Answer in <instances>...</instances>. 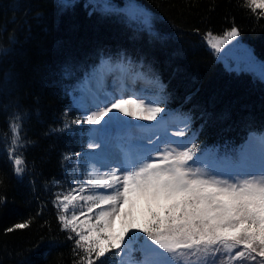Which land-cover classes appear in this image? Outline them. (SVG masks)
Returning a JSON list of instances; mask_svg holds the SVG:
<instances>
[{
    "label": "trees",
    "instance_id": "obj_1",
    "mask_svg": "<svg viewBox=\"0 0 264 264\" xmlns=\"http://www.w3.org/2000/svg\"><path fill=\"white\" fill-rule=\"evenodd\" d=\"M131 1L147 10L149 25L130 17ZM105 4L109 11L98 7ZM233 26L264 60V11L247 0H0V264H80L84 253L59 219L54 192L87 169L68 88L102 57L151 62L205 143L235 144L264 125V81L226 70L207 46V35ZM96 264L113 263L106 256Z\"/></svg>",
    "mask_w": 264,
    "mask_h": 264
},
{
    "label": "snow or ice",
    "instance_id": "obj_2",
    "mask_svg": "<svg viewBox=\"0 0 264 264\" xmlns=\"http://www.w3.org/2000/svg\"><path fill=\"white\" fill-rule=\"evenodd\" d=\"M247 4L253 11L264 10V0H247ZM98 7L110 10L106 4ZM129 12L131 18L142 16L143 23L150 24V17L137 6L130 5ZM239 36V30L233 26L222 37L214 36L208 43L219 52L223 44L237 41ZM258 77L264 81V63L260 64ZM146 99L142 96H137L135 100L125 99L122 95L113 96L109 100L110 107L106 104L86 114L85 122L100 125L102 121L107 124L119 119L114 109L127 116L156 120L165 110L154 106L158 101L149 99L146 102ZM127 105H135L136 110H129ZM105 117L108 119L105 120ZM12 131L15 143L19 139V126L13 125ZM260 140L264 148V133L260 134ZM176 143L177 148L184 147L182 142ZM89 147L99 145L89 144ZM196 148V144L192 143L186 150H166L158 162H145L151 161L150 156L134 159L120 169L122 176L113 173L99 177L95 184L89 181L91 187L112 189L108 194L79 196L81 201L94 202L87 209L88 212H93L94 208L101 209L95 223L90 218L86 224L78 223L79 217L75 212L71 219L67 215L59 217L64 229L71 230L77 237L74 244L84 253L80 264H96L97 260L114 250L118 257L127 255L125 236L131 241L137 238V233L130 228L122 235H112L109 230L113 218L119 214L121 205L127 202L130 193L140 195L161 209L160 213L152 212L151 219L139 229L152 243L145 242L144 259L134 264H183L181 257L185 256L196 257L199 264H217V254L222 250L228 254L229 264L246 258L255 260L257 256L264 258V151L258 175L249 172L246 173L249 178L230 182L217 179L199 167L190 166L189 162H194L196 157ZM23 163L19 157L14 160L18 176L24 171L21 167ZM85 190L84 186L79 189L81 193ZM76 199V195L72 194L58 196V206L67 213L68 202ZM26 227V223L14 226L15 229Z\"/></svg>",
    "mask_w": 264,
    "mask_h": 264
},
{
    "label": "rangeland",
    "instance_id": "obj_3",
    "mask_svg": "<svg viewBox=\"0 0 264 264\" xmlns=\"http://www.w3.org/2000/svg\"><path fill=\"white\" fill-rule=\"evenodd\" d=\"M108 2V0H104ZM111 6V5H110ZM264 11V10H262ZM246 43V42H245ZM247 44V43H246ZM248 47L251 49L252 54L254 53L251 46L247 44ZM209 48L213 50L215 53L216 57L222 61L225 65V67L229 70H235V71H249L248 69H251L252 62H249L248 57L250 56L248 54V48L243 45L237 38V41H232L227 44H223L221 46V49L219 52H217L215 49H213L210 44L208 43ZM260 63H264V61H261ZM254 68V65L252 66ZM257 68V67H256ZM253 69V75L258 77V72L259 70ZM259 78V77H258ZM73 97V96H72ZM81 99H84L83 103H91V106H94L96 109L91 110V111H86V114H91L94 111H97L99 107L96 104L95 98H92V101L90 100L89 96H86V94H83L81 96ZM130 100V99H129ZM77 103V101L75 100ZM111 106V105H110ZM108 106V107H110ZM126 107L129 108V110H136L135 105H127ZM116 112L117 116L119 119L112 120L110 123L105 124L103 121L101 122L100 125H95L94 129L91 133V144H98L99 147H93L94 151H98L100 153V156H97L93 153L92 158H91V172L93 173L94 177L96 180L99 177H106L107 175H111L113 173L117 175H121V172L117 170V166L113 161L107 159V155L112 153L113 151L116 150V142L114 138L111 137V134L104 135L103 130L101 129V125L105 126H111L115 127L116 124L118 123H124L126 121L130 120H136L134 116H127L124 113L117 112V110H113ZM109 115H112L109 113ZM108 119V117H106ZM126 135H128V132H126ZM256 143L251 142L249 143V154L251 155L252 158H255V155L259 152V148L255 147ZM258 145V144H257ZM262 148V146L260 145ZM263 149V148H262ZM261 155H262V151ZM90 154V155H91ZM261 160V157L258 159V161ZM109 161V162H107ZM254 162L250 161L248 164H244L240 170V172L236 173V179L234 178H227L228 174L226 172L222 173H213L207 168H202L200 166H192L193 168L199 167L201 168L202 171H207L210 172L211 174L215 175L217 179L221 180H229L230 182H234L237 180H243L245 178H249L246 173L249 172H254L255 174H259L258 168L256 166H259V162ZM254 165V167H253ZM76 166H78L76 164ZM88 180V179H85ZM88 182V181H87ZM96 181L93 183L95 184ZM88 185V184H87ZM112 191V189H106V188H98L94 187L93 192L91 195H100V194H108ZM63 195H69L68 190H60L58 192V195L55 198L56 204L58 205L57 197L58 196H63ZM90 194H86L83 196H89ZM80 195H76L77 199L74 202L69 201L68 203L70 204L68 212L65 213L62 211V208H60V215H67L69 219H71L73 212H75L78 217V223L83 222V223H88L89 218L91 219L92 223H95V217L99 214L100 208H94L93 212H88L87 209L92 206L89 202L81 201L79 199ZM94 203V202H93ZM152 205L153 203L147 201L140 195L136 193H130L127 199V202L123 203L120 207V212L118 215H116L113 220H112V226L111 229L109 230L112 235H122L124 234L128 229H133L137 233V237L140 235H144V239H140L141 241V246H144L145 242L147 241L148 244H151L152 242L150 240H147V237L144 232L140 231L139 229L147 224L146 218H147V213L152 211ZM80 213H83V215H80ZM71 232V230H69ZM72 233V232H71ZM74 236L75 234L72 233ZM131 235V233H129ZM77 238V237H76ZM134 239L131 241L133 243ZM130 242L128 236H125V243ZM126 245V244H125ZM128 247V246H127ZM126 251V248H125ZM115 253V250L113 252L108 253L106 256L109 254ZM94 256V255H93ZM119 264H128L127 263V255H123L122 259L120 260Z\"/></svg>",
    "mask_w": 264,
    "mask_h": 264
}]
</instances>
